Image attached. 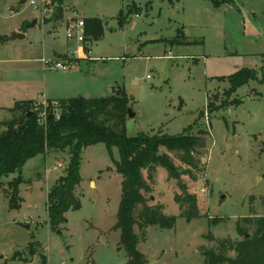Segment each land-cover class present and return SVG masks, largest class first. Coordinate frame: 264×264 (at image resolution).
I'll return each instance as SVG.
<instances>
[{
    "label": "rangeland",
    "instance_id": "1",
    "mask_svg": "<svg viewBox=\"0 0 264 264\" xmlns=\"http://www.w3.org/2000/svg\"><path fill=\"white\" fill-rule=\"evenodd\" d=\"M30 1L0 0V34L24 33L13 51L0 48V121L11 118L7 109L18 99L45 106L46 98L100 97L120 87L133 113L125 119L126 135L179 134L191 126L204 140L193 152L196 166L181 178L196 196L198 216L190 221L178 215L173 199L180 186L156 166L147 203L163 204L176 221L172 228L135 225L147 264H204L201 251L216 245L209 234L240 240L236 222L264 214V0H57L60 20L42 16ZM74 12L100 18L101 38H67ZM54 53L71 54L75 65L43 68L40 58L64 60ZM241 68L252 70L254 79L231 91L228 76ZM168 154L187 169L176 151ZM80 156V207L67 211L57 229L47 223V193L64 174L68 152L40 153L22 165L26 181L17 207L5 191L18 172L2 179L0 264H39L40 255L47 264H126L114 227L122 179L114 165L118 148L98 142Z\"/></svg>",
    "mask_w": 264,
    "mask_h": 264
},
{
    "label": "trees",
    "instance_id": "2",
    "mask_svg": "<svg viewBox=\"0 0 264 264\" xmlns=\"http://www.w3.org/2000/svg\"><path fill=\"white\" fill-rule=\"evenodd\" d=\"M130 12L129 9L128 13ZM119 15L123 14L120 12ZM61 18L62 6L57 3L49 19ZM83 21V43L101 38L103 22L100 18H84ZM119 24H122V20ZM4 39L5 37H2V40ZM170 41L177 42L178 38H172ZM83 48L84 51L88 50L85 45ZM61 57L74 61L66 55ZM251 79H254L252 70L239 69L228 76L230 90L234 91L238 85L246 84ZM128 102L127 93L120 87L113 89L111 94L100 97L48 99L45 106L41 103L36 104L33 100L15 101L8 108L11 118L0 121V188L3 187L4 177L18 172L16 177L7 182L10 191H5L9 195V202L17 207L21 201L19 185L26 181L21 176L22 165L40 153L68 152L64 174L47 193V223L51 229H57L67 221V211L80 207L76 187L81 182L79 165L82 149L98 142H103L107 148L116 146L119 159L114 161V165L122 179L114 227L120 231L119 243L126 252V264H147L143 253L137 248L139 238L134 231L135 225L141 228L148 226L172 228L176 221V215H167L164 212L163 204L147 203V194L152 191L151 184L156 166L165 168L168 176L173 177L180 186L182 193L174 194L173 199L179 204L178 215L190 221L191 218L198 216L196 196L187 191V186L181 178L182 175L189 173L191 167L196 166L193 152L197 147L204 145V140L190 132L191 126L179 134L141 132L135 136H128L125 133ZM56 110H59L58 115L55 114ZM172 151L178 153L181 163L187 169H181L174 163L168 154ZM143 170L147 172L146 177ZM246 226L252 231L249 232ZM236 231L241 235L240 240H233L230 237L216 239L209 234V239L215 240L216 245L201 251L203 263L264 264V214L243 217L236 222ZM39 264H47L44 255H40Z\"/></svg>",
    "mask_w": 264,
    "mask_h": 264
},
{
    "label": "built area",
    "instance_id": "3",
    "mask_svg": "<svg viewBox=\"0 0 264 264\" xmlns=\"http://www.w3.org/2000/svg\"><path fill=\"white\" fill-rule=\"evenodd\" d=\"M30 4L42 16H49L55 10V2L53 0H31ZM66 37L74 39L77 42L84 41V21L82 18H73L67 26ZM41 62L44 67H51L53 69L68 70L75 65L71 60H54L42 58Z\"/></svg>",
    "mask_w": 264,
    "mask_h": 264
},
{
    "label": "crops",
    "instance_id": "4",
    "mask_svg": "<svg viewBox=\"0 0 264 264\" xmlns=\"http://www.w3.org/2000/svg\"><path fill=\"white\" fill-rule=\"evenodd\" d=\"M18 7V6H17ZM62 17H63V10H62ZM73 18H77L76 16H75V12L72 14V17L70 18V20H69V22H67V26L70 24V22H71V20L73 19ZM36 19V16H34V17H32L31 18V21L29 22V24H32V22L34 21ZM62 19V18H61ZM58 20H60V19H58ZM14 33H18V34H21V35H23L24 33L18 28L17 30H14L13 31ZM13 33V34H14ZM2 37H5V39L4 40H2ZM23 37V36H22ZM17 37L16 36H8V34H6V33H4V34H0V48L1 47H4L5 49L6 48H8V50L10 51H13L14 49L13 48H16V45L17 44H15V42H13L14 41V39H16ZM54 55L56 56V55H68V56H71V54H68V53H63V54H60V53H54ZM86 55H85V53L83 52V50H82V48L80 47L79 49H78V57L79 58H84ZM11 58V57H10ZM10 58H2V60H5V61H9V60H11ZM41 59L42 58H40L38 61L39 62H41ZM41 64H42V62H41ZM42 67L44 68V66H43V64H42ZM49 99V98H48ZM47 98L46 99H44V100H48ZM20 100H33V101H38V100H36V99H26V98H22V99H18V100H16V101H20ZM43 100V101H44ZM51 100H54V99H51ZM15 102V101H14ZM38 102H41V101H38ZM14 104V103H13ZM11 107V106H10ZM9 108V107H8ZM8 110V109H7ZM9 112V111H8ZM10 113V112H9Z\"/></svg>",
    "mask_w": 264,
    "mask_h": 264
},
{
    "label": "water",
    "instance_id": "5",
    "mask_svg": "<svg viewBox=\"0 0 264 264\" xmlns=\"http://www.w3.org/2000/svg\"><path fill=\"white\" fill-rule=\"evenodd\" d=\"M33 22H34V21H33ZM33 22H32V23H33ZM13 36H16V37H22V35H21V34H18V33H14ZM127 114H128L129 116H133V113L131 112L130 109L127 110ZM58 232H59V230H58Z\"/></svg>",
    "mask_w": 264,
    "mask_h": 264
}]
</instances>
